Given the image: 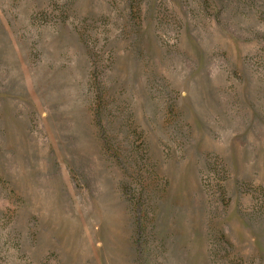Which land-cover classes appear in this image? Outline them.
<instances>
[{
	"label": "rangeland",
	"instance_id": "obj_1",
	"mask_svg": "<svg viewBox=\"0 0 264 264\" xmlns=\"http://www.w3.org/2000/svg\"><path fill=\"white\" fill-rule=\"evenodd\" d=\"M0 264H264V0H0Z\"/></svg>",
	"mask_w": 264,
	"mask_h": 264
}]
</instances>
